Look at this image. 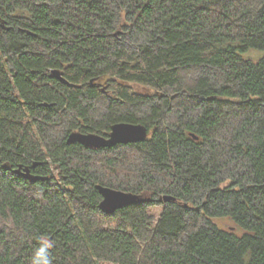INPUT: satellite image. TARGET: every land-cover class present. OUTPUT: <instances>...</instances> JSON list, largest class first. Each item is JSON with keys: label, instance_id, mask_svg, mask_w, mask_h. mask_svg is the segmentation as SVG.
<instances>
[{"label": "trees", "instance_id": "1", "mask_svg": "<svg viewBox=\"0 0 264 264\" xmlns=\"http://www.w3.org/2000/svg\"><path fill=\"white\" fill-rule=\"evenodd\" d=\"M117 123L148 140L67 142ZM97 186L147 200L105 214ZM44 240L50 264H264V0H0V264Z\"/></svg>", "mask_w": 264, "mask_h": 264}, {"label": "water", "instance_id": "2", "mask_svg": "<svg viewBox=\"0 0 264 264\" xmlns=\"http://www.w3.org/2000/svg\"><path fill=\"white\" fill-rule=\"evenodd\" d=\"M53 76L62 82L68 84L62 75L54 70ZM149 138V131L146 126L141 124H128V123H117L112 126L111 132L107 137L94 134V133H81L72 132L68 137V144H80L90 149H110L118 145H129L138 144L147 141ZM38 164H34L33 167H37ZM16 173L22 175L31 181L38 180L30 175V169L26 168L22 172V166ZM97 189L102 196L100 203V210L105 213L112 215L118 210H122L129 206L145 202L147 200L144 196H139L133 193H127L124 191L112 189L104 186H97ZM176 197L171 195L164 196L161 201L165 203L176 201Z\"/></svg>", "mask_w": 264, "mask_h": 264}, {"label": "clouds", "instance_id": "3", "mask_svg": "<svg viewBox=\"0 0 264 264\" xmlns=\"http://www.w3.org/2000/svg\"><path fill=\"white\" fill-rule=\"evenodd\" d=\"M52 245L48 240L43 241V245L38 249V257L42 259H38L34 262V264H50V261L47 259V249Z\"/></svg>", "mask_w": 264, "mask_h": 264}, {"label": "rangeland", "instance_id": "4", "mask_svg": "<svg viewBox=\"0 0 264 264\" xmlns=\"http://www.w3.org/2000/svg\"><path fill=\"white\" fill-rule=\"evenodd\" d=\"M150 212H151V214L155 215L156 218H159L161 216L163 210L161 207H156V208H153Z\"/></svg>", "mask_w": 264, "mask_h": 264}, {"label": "bare ground", "instance_id": "5", "mask_svg": "<svg viewBox=\"0 0 264 264\" xmlns=\"http://www.w3.org/2000/svg\"><path fill=\"white\" fill-rule=\"evenodd\" d=\"M51 75L53 76V71H52ZM53 77H54V76H53ZM30 175H31V174H30ZM31 177H33V176H31ZM33 178H35V177H33Z\"/></svg>", "mask_w": 264, "mask_h": 264}, {"label": "flooded vegetation", "instance_id": "6", "mask_svg": "<svg viewBox=\"0 0 264 264\" xmlns=\"http://www.w3.org/2000/svg\"><path fill=\"white\" fill-rule=\"evenodd\" d=\"M28 179V178H27Z\"/></svg>", "mask_w": 264, "mask_h": 264}]
</instances>
